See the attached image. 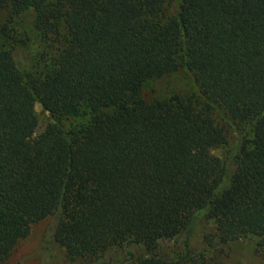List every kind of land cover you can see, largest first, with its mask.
I'll list each match as a JSON object with an SVG mask.
<instances>
[{"label": "trees", "instance_id": "obj_1", "mask_svg": "<svg viewBox=\"0 0 264 264\" xmlns=\"http://www.w3.org/2000/svg\"><path fill=\"white\" fill-rule=\"evenodd\" d=\"M0 11V264L48 217L70 263L132 245V264H225L249 237L264 264V0H0ZM179 69L191 95L142 98ZM34 102L49 118L38 133ZM199 218L212 228L195 251Z\"/></svg>", "mask_w": 264, "mask_h": 264}, {"label": "rangeland", "instance_id": "obj_2", "mask_svg": "<svg viewBox=\"0 0 264 264\" xmlns=\"http://www.w3.org/2000/svg\"><path fill=\"white\" fill-rule=\"evenodd\" d=\"M4 13L0 11V22ZM32 16L30 13L21 14L17 20L20 31L29 32ZM17 66L21 67V59L17 57ZM194 92V87L190 76L183 70L164 76L159 79L146 81L141 87L140 94L146 100L166 97L171 94L189 96ZM33 110L37 117V127L35 133L40 132L46 123L49 122L48 115L43 112L37 102L33 103ZM234 136H230L227 146L211 151L215 156L223 157L225 152L233 145ZM54 220L50 217L31 225L29 234L20 240L17 247L3 264H80L70 263L65 259L63 249L53 242L51 231ZM212 223L199 218L194 226V232L190 236V247L192 250L200 251L203 247V237L210 232ZM168 247L167 250H170ZM131 251L136 255L140 254L138 248L129 245L121 246L105 254L99 264H132L126 252ZM225 264H263V258L256 251L254 240L246 237L242 238L228 247L225 251ZM127 261V262H126ZM98 264V263H93Z\"/></svg>", "mask_w": 264, "mask_h": 264}]
</instances>
